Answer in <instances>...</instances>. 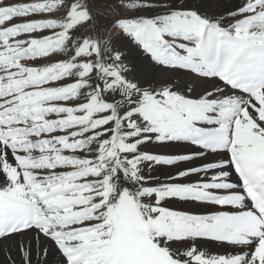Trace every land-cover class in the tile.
Segmentation results:
<instances>
[{"label":"snow or ice","instance_id":"obj_1","mask_svg":"<svg viewBox=\"0 0 264 264\" xmlns=\"http://www.w3.org/2000/svg\"><path fill=\"white\" fill-rule=\"evenodd\" d=\"M0 264H264V0H0Z\"/></svg>","mask_w":264,"mask_h":264},{"label":"bare ground","instance_id":"obj_2","mask_svg":"<svg viewBox=\"0 0 264 264\" xmlns=\"http://www.w3.org/2000/svg\"><path fill=\"white\" fill-rule=\"evenodd\" d=\"M103 27H104L105 30H107V24H105ZM107 35H108V33L105 35V37ZM112 38H113L114 41H118L119 40V35L117 33H113L112 34ZM209 250L214 252V253H217V254H227L228 252L232 251L231 248H228L226 246L221 247V246H215V245L209 246Z\"/></svg>","mask_w":264,"mask_h":264},{"label":"rangeland","instance_id":"obj_3","mask_svg":"<svg viewBox=\"0 0 264 264\" xmlns=\"http://www.w3.org/2000/svg\"><path fill=\"white\" fill-rule=\"evenodd\" d=\"M114 2H115V0H96L97 4H110V3H114ZM97 19L100 21L98 27L100 29L104 30L102 34L105 36L107 34V30H105L103 26L106 23L103 21V19L101 17H97ZM93 31H94L93 28L90 27L85 34H92Z\"/></svg>","mask_w":264,"mask_h":264}]
</instances>
